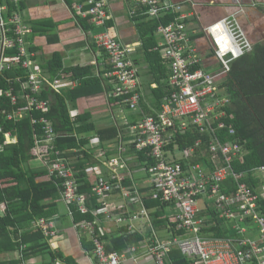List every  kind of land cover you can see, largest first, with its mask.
<instances>
[{
    "label": "built area",
    "instance_id": "2783aa9c",
    "mask_svg": "<svg viewBox=\"0 0 264 264\" xmlns=\"http://www.w3.org/2000/svg\"><path fill=\"white\" fill-rule=\"evenodd\" d=\"M135 1L142 7L143 14L150 18L178 14L175 21L160 24L156 29L159 42L155 49L161 52L164 62L169 65V94L156 114L145 115L129 125L131 146L154 159L153 164L143 167L152 180L149 196L171 202L175 207L173 218L176 225L172 237L165 241L156 238L148 244L146 253L155 264H171L168 257L176 248L192 264H264V214L260 209V200L264 199V183L252 188L243 181L244 174L234 171L233 162L243 155L244 148L239 138H235L237 130L234 124L227 121L235 118L227 110L231 100L223 94L218 84L231 72L235 60L252 51L253 43L236 14L207 26L204 32L211 37L212 55L218 62V66L207 69L205 57L199 52L187 27V15L182 5L171 0ZM107 5V0H82L74 7L79 13L88 15L94 26L99 28L93 34V39L109 58L110 69L104 73L110 82L109 95L122 98L131 110H138L143 91L140 69L130 57L135 47L121 42L111 32ZM3 9L0 6V74L19 66L29 71L26 80L17 79L21 80L19 86L22 95L14 92V84L5 92L16 106L7 113L6 118L19 121L32 111H46L49 102L35 96L43 88L44 77L41 68L34 66L25 45V35L31 29L22 24L17 15L7 22L2 15ZM131 13L135 15L136 10ZM13 33L14 36L9 35ZM13 48L17 54L7 56L6 52ZM61 83L56 79L50 86L55 89ZM33 122L37 120L33 119ZM40 122L44 137L36 140L37 153L48 167L50 176L64 178L62 198L69 207L70 215L73 217L74 214L71 206L76 205L82 213L92 211L115 225L129 223L132 232L135 228L133 222L148 216L149 210L144 205L145 196L141 191L125 185L128 175L118 170L124 164L117 158H104L101 162L110 168L109 175H94L93 169L88 170L94 176V191L100 205L89 210L87 197L78 192L79 184L69 160L55 148L58 134L54 124L46 117H42ZM192 127L198 130L200 136L195 146L190 147L191 154L207 143L208 158L213 162L214 170L200 163L184 168L182 161L190 158L187 150L168 147L174 141L176 131L185 133ZM225 130L230 137L224 141L217 133ZM124 140L127 138L120 139V150H123ZM53 154L55 157H52ZM124 167L129 168L126 163ZM128 171L131 172L130 169ZM256 171H261L264 176V166ZM231 176L238 188L236 192L226 194L222 184ZM116 193L122 195L123 202L112 200ZM201 194L209 195L217 217L231 223L236 236L220 238L208 234L206 230L213 224L209 223L210 217L202 214ZM131 204L142 206L133 213L129 208ZM38 225L45 228L46 234L56 235L52 220L40 219ZM74 225L90 236L96 257L94 264H123L141 248L129 246L122 251L108 252L103 237L110 229L103 225V221L83 220ZM256 228L260 233L259 238L249 237V233Z\"/></svg>",
    "mask_w": 264,
    "mask_h": 264
},
{
    "label": "crops",
    "instance_id": "0c3cea01",
    "mask_svg": "<svg viewBox=\"0 0 264 264\" xmlns=\"http://www.w3.org/2000/svg\"><path fill=\"white\" fill-rule=\"evenodd\" d=\"M81 1L82 0H0V6L4 8L2 10V15L7 22H10L11 18L17 15L20 17L21 23L31 29V32L25 35V45L28 49L29 57L34 60V66L37 65L41 68L44 77L43 88L36 93L35 96L40 100H47L49 102V107L56 101V97L59 94L64 95L65 93L67 94L71 92V98L67 99V103L70 107L72 119L75 120L78 125H89L90 131L79 134L78 138L90 139L86 148L89 149L90 152H93L97 160L99 159L100 161L96 165L88 167L87 172L89 169H93L92 174H103L107 176L111 170L108 165H104L101 161H103L104 158L109 160L113 158L119 159L121 164H124L125 166L126 163L129 167L126 169L121 165L120 168H118L119 172L128 175L125 185L132 188H138L145 196V205V199L151 198L149 193L152 180L148 177L149 175L147 173L136 172L141 167L139 166V161L134 150L131 149L130 142L129 144H125L126 140H124L123 150H120L121 143L120 140L117 141V138L122 140V138L125 137L124 128L126 126L133 124L135 121H139L145 115L156 114L161 109V107H158V99H160L159 96L162 94V86L155 80V76L151 71V62L149 63L145 58V50L141 35L142 32L145 31L143 30V27H145V29L147 27L142 26V24H145V22L150 21L153 18L144 15L142 7L135 0H107V12L109 15L108 26L111 32L121 42L131 44L135 47V50L130 57L140 69L143 99L138 110H131L123 100L121 101L116 97H111L109 95L110 82L108 79L106 80L104 76V73L110 69L109 58L107 53L94 42L93 34H95L99 28L94 27V24L91 22L88 15L79 13L74 7L76 3ZM171 1L182 5V10L187 15L185 20L187 27L191 34H193V40L199 52L205 57L204 64L207 69H212L215 66H218V62L212 55L211 37L205 34L204 29L227 16L232 14L238 16L241 25L244 27L253 43L252 51L254 50L255 45H264V0ZM9 2H12L15 5L13 10L9 7ZM132 10H136L135 15L131 13ZM170 14H174L175 19L178 15L175 13ZM13 25L11 27H13ZM89 25L91 28L87 30L85 26ZM15 26L16 25H14V27ZM9 35L14 36V33ZM154 39L157 45L159 39L156 35V31L154 33ZM155 47L153 51H158ZM6 54L7 56L16 55L17 50L13 48L8 50ZM56 58L61 59L62 69H60L59 73L54 76L48 70V66L49 63L56 60ZM161 59H163L162 54ZM162 62L166 65L169 78V65L164 62V59ZM75 67H92V77L100 78L101 83L98 84L95 82L87 87H82L81 82L74 77L72 72H66ZM5 72H14L15 76L14 78H9V83L15 85L14 92L17 95H22L19 81L28 78V69L23 68V66L14 67L5 70L0 76ZM100 75L103 77H100ZM228 75L220 80L218 84L223 89V94L230 98L231 95L225 84ZM18 77H20L21 80L19 79L18 81ZM56 79L61 80L62 83L58 88L53 89L50 84ZM6 89L7 88L4 87L0 88V96L8 98L5 95ZM44 90H48L49 97L47 99L43 97ZM8 99L10 105L13 106L11 110L13 111L16 106L12 104L10 98ZM164 100H161V106L164 103ZM22 101L23 100L20 98V103H22ZM230 103L231 108L234 104L232 100ZM128 110H130L129 113L127 112ZM39 112L44 113L42 110ZM80 116H83V118H80ZM42 117L46 116L42 115L40 118H32V123L43 126L40 122ZM46 118L49 119L48 117ZM33 119L37 120V122L34 123ZM49 120L54 124L53 120ZM112 128H116L119 131V136L116 137L114 141L106 142L104 146H101L98 132L100 130H109ZM0 132H2L1 122ZM41 132V135L35 133V144L37 139H43L44 132L42 128ZM4 135L5 141L3 144H0V151L5 148V145L18 142L17 135H13L12 132H5ZM35 149L37 157L25 164L26 169L39 168L44 165L48 170V167L43 160L39 158L36 147ZM74 152L76 151L74 150ZM131 161H136L137 163L131 164ZM209 162L210 165H206L203 162L188 163L187 167L191 164L200 163L205 167H210V170H214L213 162L211 160H209ZM129 169L131 170L130 173L128 171ZM256 173L264 180L261 171ZM46 177H53L50 176L49 170ZM112 200L121 203L123 202V197L120 193H116L112 196ZM54 202L56 213L54 217L49 220L54 222L56 235L48 238L52 247L54 249L62 250L67 257L74 258L78 264H94L96 261L93 252L94 250L92 252L84 250L81 243V235L87 233L75 227L74 217L70 215L69 207L63 200L62 196L56 200H47V203ZM141 206V204H131L129 208L130 211L134 213L135 210L141 209ZM6 208L7 204L5 202L0 203V216H5L7 212ZM160 208L161 207L147 208L149 210V215L135 220L133 222L135 228L132 232H130L129 223L118 226L105 219L104 224L110 229V231L107 232V236H122L124 234L138 233L143 237L138 243L125 247V249L129 246L141 248L133 256H130L123 264H155L154 260H151L149 258L150 256L146 253L148 244L156 238L161 241L170 239L172 237V231L176 225L173 218L175 207L174 204L170 202L165 206L166 213L162 220L163 222L161 223L163 228L159 229V227H156L157 225L154 224V217L152 214L153 212H156L155 210H160ZM229 224L231 225V223ZM32 227H39L38 220L33 222ZM43 232L47 237L51 236L46 234L44 229ZM255 234L256 230H253L249 233V237L256 238L254 236ZM88 237L91 239L89 235ZM104 241L105 243L107 242V240ZM24 248L25 246L21 245L13 252L3 253L2 259L5 260L7 264H47L45 258L42 256L31 257L28 260L22 259ZM171 253L169 254L168 261L173 264ZM14 261H19V263H15ZM56 264H65V262L59 259Z\"/></svg>",
    "mask_w": 264,
    "mask_h": 264
},
{
    "label": "trees",
    "instance_id": "16d2710c",
    "mask_svg": "<svg viewBox=\"0 0 264 264\" xmlns=\"http://www.w3.org/2000/svg\"><path fill=\"white\" fill-rule=\"evenodd\" d=\"M9 7L13 10L15 5L9 2ZM173 21H175V15L169 14L161 16L159 19L153 18L142 24V26H147L146 29L143 27L145 31L141 34L145 58L149 63L151 62V71L155 76V80L162 86V94L159 96L161 100L166 99L169 94L168 74L166 65L162 62L161 53L153 51L156 46L154 33L160 24H169ZM85 28L89 30L91 26H85ZM48 68L51 74L57 75L59 70L62 69L61 59L56 58V60L51 61ZM66 72H72L74 77L81 82L82 87H87L95 82L101 83L100 78L92 77V67H75ZM14 76V72H5L0 76V88H9L11 86L9 78H14ZM100 77L103 76L100 75ZM225 84L234 104L231 108L227 107V110L235 115V118L227 121L234 124L237 130L235 138H239L244 148L243 155L234 160L233 168L236 173L244 174L243 181L249 186L258 188L262 182L264 183L263 178L256 173L257 168L264 166V45H255L252 52L246 53L235 60L232 63L231 72ZM43 97L45 99L49 97L48 90H44ZM68 98H71V92L64 95L59 94L56 101L44 113L35 110L27 114L22 120L9 121L6 114L12 110L13 106L10 105L8 98L0 96V122L2 126L0 144L5 141V132H12L13 135L18 137L17 143L7 144L0 151V203L5 202L7 204L5 216H0V264H7L2 259L3 253L13 252L21 245L25 246L22 254L24 260L42 256L47 264H56L59 259L64 261L65 264H78L74 258L67 257L62 250L52 247L48 238L53 236L47 237L43 232L44 227H32L33 222L36 220L45 219L49 221L54 217L56 213L55 202L47 203V200L61 198L64 190V178L56 176L47 178L48 170L44 165L30 169L25 167L26 163L37 157L35 133L42 134V126L33 124L32 118H40L45 115L54 122L58 134L55 148L62 151L63 156L70 160V166L74 170L79 184L78 192L87 197L89 210L100 206L94 191V176L87 172L88 167L96 165L100 160H97L95 154L86 148L90 139L78 138L79 134L90 131V127L88 124L78 125L72 119L70 107L67 103ZM117 99L122 101V98ZM160 99H158V107H161ZM80 118H83V116H80ZM133 123H136V121ZM98 133L101 146H104L106 142L114 141L119 136V131L116 128L100 130ZM217 134L224 141L230 137L227 130ZM199 136V132L195 127L189 128L185 133L176 131L174 141L168 146L171 149L178 147L181 150H187V155L190 158L182 161L184 168L187 167L188 163L193 162H203L210 165L207 143L202 148H197L194 154L190 152V147L195 146ZM233 138L231 137V139ZM119 140L117 138V141ZM131 149L134 150L141 168L154 163V159L150 158L146 152L138 151L133 146H131ZM52 157H55V154ZM237 188V182L232 176L222 184L223 192L226 194L236 192ZM199 201L202 214L210 217L209 223L212 222L213 224L206 230L209 235L220 238L236 236L231 225L226 220L218 218L215 209L211 208L213 201L209 198V195L201 194ZM166 204L168 202H162L159 199H145V205L148 209L161 207L160 210H155L156 212L152 214L154 224L159 229L163 228L161 223L165 217ZM71 208L75 222L97 220V222L103 221L104 225V216H96L92 211L82 213L76 205H72ZM260 209L264 214V199L260 200ZM214 222L216 223L214 224ZM81 237L84 250L92 252L94 244L89 239L88 234L83 233ZM103 239L107 240V251L113 252L138 243L143 237L138 233L122 236H107L106 234ZM171 259L173 264H192L177 249L171 253ZM14 262L19 263V261Z\"/></svg>",
    "mask_w": 264,
    "mask_h": 264
},
{
    "label": "rangeland",
    "instance_id": "374dc122",
    "mask_svg": "<svg viewBox=\"0 0 264 264\" xmlns=\"http://www.w3.org/2000/svg\"><path fill=\"white\" fill-rule=\"evenodd\" d=\"M98 31V30H97ZM128 113L130 112V110H128L127 111ZM129 131H130V126L128 125V126H126L125 128H124V133H125V137H127V140L125 141V144H129V139H128V136H129ZM36 161V160H35ZM35 161H34V163H35ZM130 162V161H129ZM135 163H137L136 161H131V164H135ZM136 172H140V173H147L143 168H140V169H138V171H136ZM256 238H259V236H260V233H259V230L256 228V234L254 235Z\"/></svg>",
    "mask_w": 264,
    "mask_h": 264
},
{
    "label": "clouds",
    "instance_id": "9594fccd",
    "mask_svg": "<svg viewBox=\"0 0 264 264\" xmlns=\"http://www.w3.org/2000/svg\"><path fill=\"white\" fill-rule=\"evenodd\" d=\"M217 27H219V25H217Z\"/></svg>",
    "mask_w": 264,
    "mask_h": 264
}]
</instances>
